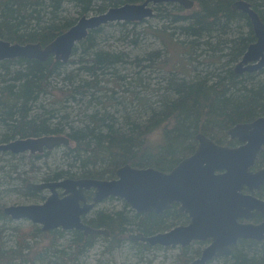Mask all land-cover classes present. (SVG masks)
I'll return each instance as SVG.
<instances>
[{
    "label": "trees",
    "instance_id": "obj_1",
    "mask_svg": "<svg viewBox=\"0 0 264 264\" xmlns=\"http://www.w3.org/2000/svg\"><path fill=\"white\" fill-rule=\"evenodd\" d=\"M145 0H0V38L11 43H40L46 46L66 32L76 21L90 13H104L111 7L126 3H141ZM195 7L185 10L173 3L161 4V17L170 20L175 29L190 38V45L204 46L215 52L212 70L192 78L168 79L159 97L158 107L149 108L147 120L138 121L125 117L120 121L111 112L94 111L90 107L102 105L100 84L108 74L117 75L118 64L127 61V54L104 49L99 44V35L107 26L138 23H110L93 30L74 49L75 61L62 63L53 57L46 61L17 58L0 61V144L16 139L45 135H60L68 131L73 147H64V163L53 173L44 174V182L65 178H90L112 180L117 170L125 165L136 168H155L168 172L198 147L196 136L202 133L219 145H232L227 132L240 123H250L264 117V80H255L256 73L237 74L234 64L243 57L249 45L256 41L250 19L235 11L233 3L239 0H193ZM264 22V0H246ZM171 7L174 10H171ZM170 9V10H169ZM177 9V10H175ZM158 16H160L158 14ZM246 24L247 32L240 31ZM173 28V29H174ZM237 32V33H235ZM235 33V35H234ZM234 35V36H233ZM215 41L216 46L213 44ZM199 48V47H198ZM155 59L154 54H150ZM69 64H78L71 72ZM264 73V70H260ZM63 80L66 95L63 99L46 105L45 99ZM158 92V93H159ZM159 95V94H158ZM87 105L82 126H76L65 113L68 102ZM97 101V102H96ZM107 109V108H105ZM148 110V109H147ZM163 130L160 144L149 142L151 133ZM63 148V147H62ZM57 149H61L56 148ZM9 154L11 153H1ZM50 151L29 155L31 161L48 159ZM26 154H21L24 158ZM14 156V155H13ZM68 163V164H66ZM66 168L64 169V167ZM264 166V152L256 168ZM0 166V169H4ZM18 164L11 165L7 177L17 172ZM1 176V175H0ZM21 187L27 196H42L37 191L25 189L30 177H22ZM91 200V195L86 194ZM264 196V189L262 190ZM114 199V198H109ZM121 211H95L84 217V222L93 228L106 229L108 236H85L80 231L54 230L42 232L33 224L29 230L13 227L14 245L10 248L3 241L4 223L12 220L0 205V264H33L29 259L30 243L37 237L50 238L47 254L52 251L53 264L76 263L87 254L99 239L112 241L113 250L121 246L119 239L129 232L146 236L167 231L171 225L187 217L178 213L174 205L162 215L148 216L136 213L124 202ZM71 238L65 249H59V240L66 234ZM140 248L149 249L148 243L132 240ZM50 251V252H49ZM48 256V257H49ZM224 264H264V240H240L229 255L219 259Z\"/></svg>",
    "mask_w": 264,
    "mask_h": 264
},
{
    "label": "water",
    "instance_id": "obj_2",
    "mask_svg": "<svg viewBox=\"0 0 264 264\" xmlns=\"http://www.w3.org/2000/svg\"><path fill=\"white\" fill-rule=\"evenodd\" d=\"M173 3L186 10L195 7L193 0H145L111 7L104 13L80 17L53 42L11 43L0 38V61L16 58L68 63L75 47L93 30L115 22L139 23L155 16V7ZM233 10L250 19L256 41L249 45L235 65L237 74L264 70V22L246 0L233 3ZM228 136L241 145L229 147L216 144L206 135L196 136L198 147L170 172L155 168L125 165L112 180L65 178L39 184L29 183L30 191L48 190L43 203L5 206L4 213L12 220H28L39 225L42 232L54 230L80 231L85 236H108L107 230L93 228L83 221L97 205L117 198L136 213L162 215L178 205L179 214H187L188 225L169 232L146 236L130 234L129 239L150 246L187 247L193 242L210 241L201 256L191 264H208L229 255L240 240H264V221L247 222L264 214V201L256 193L264 186V168L253 171L259 155L264 152V117L250 123H240L229 129ZM67 135H45L16 139L0 144V152L41 154L70 143ZM249 193L245 194L244 190ZM93 190L91 202L86 192ZM246 221V222H242Z\"/></svg>",
    "mask_w": 264,
    "mask_h": 264
},
{
    "label": "rangeland",
    "instance_id": "obj_3",
    "mask_svg": "<svg viewBox=\"0 0 264 264\" xmlns=\"http://www.w3.org/2000/svg\"><path fill=\"white\" fill-rule=\"evenodd\" d=\"M158 6L155 7L156 14L153 18H149L138 24L102 26L105 28L99 35V44L104 49L122 52L128 56L125 63L118 64L116 67L117 75L111 73L104 77V82L100 84L104 87V90L100 93L102 97H99V99H102V105L95 103L96 106L90 107L88 113L91 114V112L94 113V111H99L100 113L107 111L116 114L122 122L125 117L135 119L137 122H142L149 118V108L158 107L159 97L163 93V90H160V92L158 91V93L157 88L161 87L162 84L165 86L168 79L172 77L189 79L199 74L204 75L207 71L212 70L211 62L213 60L218 62L214 51L205 50L206 48L204 46H202V49L200 46L192 48L190 45L192 40L183 36L180 31L175 29V25L169 22L170 20H164L160 13L162 11L156 10ZM169 8L174 10L171 7ZM188 12L190 11L188 10ZM158 14L160 16H158ZM241 26L242 27L238 29H240L243 34H246V24L242 23ZM213 44L216 46L215 41ZM150 54H154L155 59H151L152 57H150ZM77 59L78 57H71L68 62H76ZM69 65L68 72H71L78 64H74V66H71V64ZM235 65L236 64H234V67ZM253 73H256L253 79L264 80L263 72L258 71ZM63 83V80H57L55 82L57 86L52 88L50 96L47 97V100L45 99V104L47 106H53V103L64 98L66 92L60 89L62 87L61 85H64ZM85 106L87 107L85 103L80 104L70 101L68 102L65 113L63 109H60V115L64 114V116H66L68 120L73 121L76 126H79L78 124L81 122L80 126H82V120L85 118ZM67 132L68 131L60 135H67ZM229 139L232 140L230 137ZM162 141L163 130L160 127L159 130L150 134L149 142L152 144H160ZM232 141V145L224 146L238 147L241 145L237 140ZM62 147H60L61 149L50 151L51 154L46 160L39 159L31 161L28 157L30 155L29 152V155L26 154L24 158H21V155L13 156L1 154L0 166H4L5 168L0 169V205L5 207L43 203L50 192L47 190L41 191L39 193L42 196L38 197L25 195L18 174H22V177L31 178L30 181H26L25 189L29 183H43V176L45 173H53L57 168H62L59 166L64 163V153H61L63 159L59 157L58 153L65 151L62 150L64 149V147ZM70 147H73V143L70 144ZM192 154L193 153L189 156ZM13 164H18L19 169L17 172L13 171L10 174L13 177V179H11L7 177L6 171L9 170ZM65 168L66 166L64 169ZM70 179L79 178L74 177ZM89 194L93 197V194ZM124 202V200L117 198L108 199L97 205L91 212L121 211L125 209ZM189 222L190 219L186 218L183 221L171 225V228L167 231L159 233L169 232L177 226L188 225ZM32 225L33 224L28 220L6 221L3 225L5 226L3 241L4 243L6 242V246L10 248L14 245L13 241L15 238L13 236V227L29 230ZM138 233L139 232H129L123 237H120L119 239L126 240H122L120 242L121 246L115 250L111 248L114 242L105 241L103 238L99 239L87 254L81 256L77 264H191L201 256L200 253H202L204 248L209 244L193 242L187 247H162L158 245L151 246L149 249H144L140 248V246L134 244L133 241L129 239L130 234ZM70 238L71 235L68 233L64 238L60 239L58 242L59 249H65ZM51 242L50 238L44 239V237L41 236L29 240L30 250L28 253L29 259L33 264H53L54 260L51 257L52 251H49L50 253L47 254V249H49L48 247ZM69 264L73 263L69 262ZM210 264H224V262L216 259Z\"/></svg>",
    "mask_w": 264,
    "mask_h": 264
},
{
    "label": "flooded vegetation",
    "instance_id": "obj_4",
    "mask_svg": "<svg viewBox=\"0 0 264 264\" xmlns=\"http://www.w3.org/2000/svg\"><path fill=\"white\" fill-rule=\"evenodd\" d=\"M17 59V58H16ZM13 60V59H12ZM233 140V139H232ZM217 144V143H216ZM219 145V144H218ZM222 146H224V145H222ZM195 152V151H194ZM194 154V153H193ZM261 155V154H260ZM260 155H259V157H260ZM258 160H259V158H258ZM258 160H257V162H258ZM257 162H256V164H257ZM256 164H255V166L252 168V170L253 171H257V170H259V169H261V168H264V166H262V167H260V168H256ZM264 189V186L260 189V191H258L257 193H256V196L259 198V199H261V200H263L264 201V196H262V190ZM89 193H91V194H93L94 195V192H93V190H89V191H87L86 192V194H89ZM244 193L245 194H248L249 193V191H248V189H245L244 190ZM92 198L93 197H91V200H92ZM89 200V199H88ZM91 200H89L90 202H91ZM174 205H176V204H174ZM173 205V206H174ZM178 208V207H177ZM179 213V212H178ZM180 215H184V216H186L188 219H189V217H188V215L187 214H185V213H183V214H180ZM86 217V216H85ZM84 219V218H83ZM84 221V220H83ZM264 221V214H259V215H257L254 219H252V220H250V221H247V222H251V223H256V224H258V223H261V222H263ZM242 222H246V221H242ZM89 225V224H88ZM196 242H199V241H196ZM203 243H209L210 244V241H205V242H203ZM208 244V245H209ZM191 245V244H190ZM202 253H200V255H201ZM224 257V256H223ZM220 258H222V257H220ZM220 258H217V259H220ZM214 260H216V259H214ZM214 260H212V261H214ZM212 261H210L208 264H210Z\"/></svg>",
    "mask_w": 264,
    "mask_h": 264
},
{
    "label": "bare ground",
    "instance_id": "obj_5",
    "mask_svg": "<svg viewBox=\"0 0 264 264\" xmlns=\"http://www.w3.org/2000/svg\"><path fill=\"white\" fill-rule=\"evenodd\" d=\"M4 144V143H3ZM1 153H11V152H1ZM11 154H13V153H11ZM21 154H28V153H21ZM21 154H13V155H21ZM43 191H45V190H43ZM37 192H41V191H37ZM23 229V228H22ZM25 229V228H24Z\"/></svg>",
    "mask_w": 264,
    "mask_h": 264
}]
</instances>
